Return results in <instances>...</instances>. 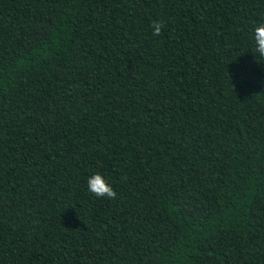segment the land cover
I'll return each mask as SVG.
<instances>
[{
  "label": "trees",
  "instance_id": "trees-1",
  "mask_svg": "<svg viewBox=\"0 0 264 264\" xmlns=\"http://www.w3.org/2000/svg\"><path fill=\"white\" fill-rule=\"evenodd\" d=\"M260 23L264 0H0V264H264Z\"/></svg>",
  "mask_w": 264,
  "mask_h": 264
},
{
  "label": "clouds",
  "instance_id": "clouds-1",
  "mask_svg": "<svg viewBox=\"0 0 264 264\" xmlns=\"http://www.w3.org/2000/svg\"><path fill=\"white\" fill-rule=\"evenodd\" d=\"M163 27V24L153 22V35H161ZM252 41L253 48L251 52L254 54L255 59L257 60V58H259L260 60H264V23H260L254 28ZM87 187L88 191L97 198L106 197L110 200H114L117 197V193L114 191L113 187L100 173H96L88 178Z\"/></svg>",
  "mask_w": 264,
  "mask_h": 264
}]
</instances>
